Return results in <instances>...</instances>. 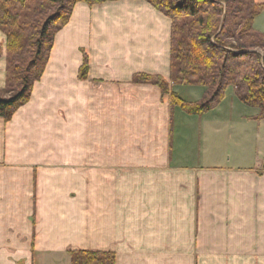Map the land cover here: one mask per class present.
I'll list each match as a JSON object with an SVG mask.
<instances>
[{
    "label": "crops",
    "instance_id": "crops-1",
    "mask_svg": "<svg viewBox=\"0 0 264 264\" xmlns=\"http://www.w3.org/2000/svg\"><path fill=\"white\" fill-rule=\"evenodd\" d=\"M172 25L142 0L75 6L29 102L0 117V264H71L70 251L114 253L116 264H264V165L206 167L188 142L220 138L225 101L188 115L134 83L159 76L175 91ZM6 69L4 54L0 90Z\"/></svg>",
    "mask_w": 264,
    "mask_h": 264
},
{
    "label": "trees",
    "instance_id": "trees-1",
    "mask_svg": "<svg viewBox=\"0 0 264 264\" xmlns=\"http://www.w3.org/2000/svg\"><path fill=\"white\" fill-rule=\"evenodd\" d=\"M36 3L31 9L32 2ZM121 0H0V30L7 36L6 86L0 90V117L9 122L26 105L45 72L56 34L66 27L75 6L102 5ZM172 22L171 81L175 86L206 90L199 102L182 99L162 77L136 75L134 83L151 84L171 99L173 108L188 115L216 109L233 87L240 102L259 109L264 120V34L254 22L264 11L255 0H142ZM32 12L30 25L20 24ZM4 46L0 43V57ZM89 71L87 56L80 78ZM71 264H116L114 253L70 251Z\"/></svg>",
    "mask_w": 264,
    "mask_h": 264
},
{
    "label": "rangeland",
    "instance_id": "rangeland-1",
    "mask_svg": "<svg viewBox=\"0 0 264 264\" xmlns=\"http://www.w3.org/2000/svg\"><path fill=\"white\" fill-rule=\"evenodd\" d=\"M29 5L31 9H34L36 3L34 1ZM36 18L32 12L26 13L22 16L20 24L26 20L30 25ZM262 20L264 21V15L257 21V24L263 22ZM254 30L256 31L255 28ZM0 31L3 33L2 30ZM5 37V42L1 43L4 46L2 56L5 54L7 57V36L5 35ZM175 92L184 100L195 102L197 99L203 100L206 90L200 86H177ZM225 97L223 101H225L224 107L226 108L224 120L226 123L221 127L223 130L220 138H193L195 141H188L193 146V149H191L194 150L193 157H197L201 164L206 167H211V165L223 166L228 163H230V166L241 167L263 166L264 120L258 118L260 115L259 109L244 105L239 101L236 93L232 97L230 91H226ZM231 100L241 108L232 111L230 108Z\"/></svg>",
    "mask_w": 264,
    "mask_h": 264
}]
</instances>
